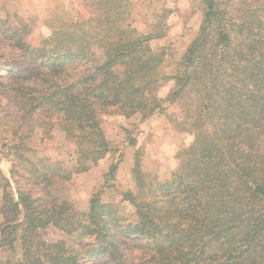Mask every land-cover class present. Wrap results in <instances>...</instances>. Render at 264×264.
Masks as SVG:
<instances>
[{"label":"trees","instance_id":"obj_1","mask_svg":"<svg viewBox=\"0 0 264 264\" xmlns=\"http://www.w3.org/2000/svg\"><path fill=\"white\" fill-rule=\"evenodd\" d=\"M200 1L198 35L173 63L165 47L151 46L165 34L132 25V0H82L87 18L59 16L38 46L16 39L27 58L0 94L27 116L38 111L55 120L75 155L66 162L28 161L20 173L16 168L30 149L24 140L10 147L19 163L9 167V176L0 169V215L7 217L0 224V251L14 258L0 264H84L103 257L133 264L121 248L124 238L144 243L136 264H264V0ZM95 62L85 74H70ZM171 106L181 117L172 114L170 122L191 142L175 153L178 166L163 181L144 171L136 153L135 190L122 193L132 214L103 200L122 154L87 212L54 195L51 187L119 153L102 113L118 110L147 121ZM49 227L66 239H42Z\"/></svg>","mask_w":264,"mask_h":264},{"label":"rangeland","instance_id":"obj_2","mask_svg":"<svg viewBox=\"0 0 264 264\" xmlns=\"http://www.w3.org/2000/svg\"><path fill=\"white\" fill-rule=\"evenodd\" d=\"M132 2V25L145 34L155 29L165 34L164 38L152 41L151 46L155 49L165 47L169 53L168 63L178 61L198 35L204 11L202 2L200 0H132ZM28 5L31 4L25 0H0V86L7 85L17 76L16 69H20L27 58L22 55L23 50L16 45V39L20 38L19 36L25 43L38 46L44 39L50 37L51 21L65 14L74 20L79 17L87 18L90 12L84 7L82 0H48L40 9L36 8V5L34 7ZM5 32L14 33L17 36L7 37L8 34H4ZM95 60L97 62L102 60L100 53ZM95 65L96 62L81 65L71 70L70 74H85ZM171 71V68L166 70L167 73ZM27 85L33 84L28 81ZM171 87L170 81L163 84L159 96L166 97ZM172 114L181 117L176 106L168 107L165 115L147 121H143L140 114L128 118L120 114L118 110L102 113L100 119L103 129L109 140L116 144L119 153L107 155L89 172L75 175L72 180L59 182L50 189L60 202L68 201L79 211L87 212L92 194L104 185V174L122 154L116 181L111 188L105 190L103 200L120 204L123 213L132 214L133 208L128 203L122 202V193L128 189L135 190L132 169L136 161V153L141 154L144 171L156 174L158 179L163 181L170 178L171 173L178 166L175 153L181 146L189 145L191 142L187 133L179 132L174 128L168 118ZM36 118L39 121H36ZM44 123L47 126H42ZM54 123L55 120L50 122L48 116L38 111L32 115H25L21 108L0 94V169L2 172L9 176V167L19 163V160L10 152V147L20 140H24L27 148L30 149L24 152L27 160L21 161L20 166L16 168L20 173H23V167L29 166L28 161L72 160L75 155V146L68 142L65 134ZM131 139L136 140L135 146L129 145ZM1 205L0 200V209ZM6 219L7 217L0 215V224ZM40 237L48 242L66 239L61 231L53 227L40 232ZM140 241L139 238H124L121 241L122 250L133 264H136L138 256L143 254L140 246L144 243ZM9 258H14V255L8 251H0V259ZM84 264L113 263L107 257H103L87 260Z\"/></svg>","mask_w":264,"mask_h":264},{"label":"crops","instance_id":"obj_3","mask_svg":"<svg viewBox=\"0 0 264 264\" xmlns=\"http://www.w3.org/2000/svg\"><path fill=\"white\" fill-rule=\"evenodd\" d=\"M25 1L31 4V5H28L29 7H34L36 5V8L40 9V8H43V4L48 0H25Z\"/></svg>","mask_w":264,"mask_h":264}]
</instances>
